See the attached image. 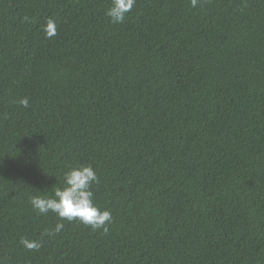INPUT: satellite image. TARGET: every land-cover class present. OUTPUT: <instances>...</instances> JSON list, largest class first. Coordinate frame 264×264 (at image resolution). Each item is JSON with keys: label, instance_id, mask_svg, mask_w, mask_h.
Instances as JSON below:
<instances>
[{"label": "trees", "instance_id": "obj_1", "mask_svg": "<svg viewBox=\"0 0 264 264\" xmlns=\"http://www.w3.org/2000/svg\"><path fill=\"white\" fill-rule=\"evenodd\" d=\"M109 2L0 0V264H264V0ZM81 165L108 233L43 236Z\"/></svg>", "mask_w": 264, "mask_h": 264}, {"label": "clouds", "instance_id": "obj_2", "mask_svg": "<svg viewBox=\"0 0 264 264\" xmlns=\"http://www.w3.org/2000/svg\"><path fill=\"white\" fill-rule=\"evenodd\" d=\"M136 0H110L105 10V16L110 23L122 24L131 12ZM198 0H190V7L196 8ZM24 21L28 17L23 18ZM55 28V21H48L49 34ZM22 107H28V98L18 101ZM98 177L91 165H81L69 168L62 174V184H56L41 195H33L29 199L32 208L39 215L54 214L60 222L51 230H45L43 236L55 238L63 229L64 221L76 222L93 230H101L104 234L109 231L108 225L113 222L109 210H101L94 203V193L91 186L98 183ZM37 192H41L36 190ZM19 244L28 251H36L41 247V241L22 237Z\"/></svg>", "mask_w": 264, "mask_h": 264}]
</instances>
